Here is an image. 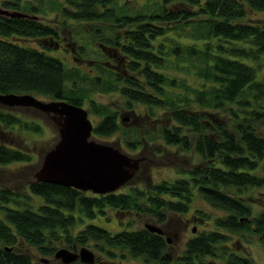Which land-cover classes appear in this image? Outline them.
Segmentation results:
<instances>
[{
	"label": "trees",
	"instance_id": "16d2710c",
	"mask_svg": "<svg viewBox=\"0 0 264 264\" xmlns=\"http://www.w3.org/2000/svg\"><path fill=\"white\" fill-rule=\"evenodd\" d=\"M151 2V8H142L145 13H130L116 0H52L51 8L61 16L88 23L96 33L90 41L99 39L98 44L74 39L75 53L90 62L83 71L67 68L48 53V44L58 41L57 26L38 18L37 6L0 0L3 9L30 15L0 13V93L37 94L80 105L87 101L97 116L92 135L118 132L126 153L137 154L143 144L156 140V154L162 145L177 153L193 151L200 160L170 179L142 187L130 182L133 173L123 183H130L127 189L108 193L35 179L26 182L24 193L0 187L5 218H0V264H87L56 260L52 253L65 246H86L109 259L129 255L151 264H257L237 248L250 236L264 252V189L255 191L260 198L252 192L264 188V19L251 15L264 11V0ZM197 18L205 41L183 43L166 36L167 29L184 28ZM103 25L109 29L106 35ZM167 63L178 73L169 74ZM95 91L118 94L127 113L157 125L142 130L132 123L123 126L116 107L92 100ZM41 128L36 120L0 111L3 131L41 134ZM138 157L142 174L146 157ZM31 158L30 151L0 143V167L23 165ZM194 198L220 213L194 207L192 214L210 227L188 236L174 256L164 232H150L143 224L131 227V221L125 223L129 228L109 232L85 222L110 207L147 215L160 228L167 216L187 211Z\"/></svg>",
	"mask_w": 264,
	"mask_h": 264
},
{
	"label": "rangeland",
	"instance_id": "374dc122",
	"mask_svg": "<svg viewBox=\"0 0 264 264\" xmlns=\"http://www.w3.org/2000/svg\"><path fill=\"white\" fill-rule=\"evenodd\" d=\"M60 1V0H54V2ZM118 5L123 4V6L131 12H137L145 13L142 8H151L152 6V0H116ZM25 2L34 4V6H37L39 9V12L36 13L38 18H40L42 21H45V23H51L56 24L57 26V34H58V41L55 43V45H52V42H55L54 40L49 43V51L51 54L58 56V58L61 59L63 62L62 64L70 69L72 66H78L80 70H88L90 68V62L86 59L80 58L81 55L75 53L74 47L75 46V40L80 41V38L91 43L93 40L90 41L91 37H94L96 33H92L90 27H88V23H85L83 21H73L70 18H66L61 16L59 13H57V9L51 8L53 6L52 0H22V3ZM50 4V6H49ZM174 7V6H173ZM44 10H40V9ZM253 18L255 19H264V11H256L255 13H251ZM200 19L197 18L194 21H191L189 23H186L184 28L176 27L173 31L170 29L166 30V36H170L171 38H175L180 42H190L196 43V42H202L205 41L207 38H204V32L203 29L199 27L197 22ZM107 25L102 26V32L104 35H106L108 32ZM122 29V28H121ZM121 29H118V31L121 32ZM115 29H113L114 31ZM188 32V34L185 32ZM189 30V31H188ZM77 33V34H76ZM80 33V34H79ZM73 34V37H72ZM79 34V35H78ZM35 39H30L28 43L31 45L35 44ZM93 44H98L99 39L97 38L95 41L92 42ZM108 51V50H107ZM106 52V50H105ZM107 53V52H106ZM110 54V53H109ZM93 54L89 55L90 57ZM96 57H100L99 55H96ZM110 57V56H109ZM110 61H112L110 59ZM260 61H264V54L261 55ZM264 64V63H263ZM263 66L261 67V69ZM167 71H169V74L171 73H178L177 70L173 71V67L170 65V63H167ZM66 84H69V81H66ZM92 100L96 102H100L101 104H107L113 109L116 107L117 113L116 115L122 116L123 126H126V124H133L137 129L142 130L143 127L151 126L152 129L157 124L154 121H148V120H142L138 117H135L134 115L130 113H127L126 110H124L123 106L120 105L121 100L119 99V95L116 93H106V92H99L95 91L93 92ZM35 98H39L42 100H47V98H43L42 95L38 96L37 94L34 95ZM88 102L83 101V103L80 105V107H84L87 110V117L94 123L96 120V117L91 111L89 110V106L87 105ZM0 111L2 112H10L14 111L15 114H17L21 118H28L33 119L38 122H40L42 126V133H28V132H22L21 134L10 132L8 130H1L0 129V143L9 144V146L14 145L19 147V149H25L27 151H30L31 154V160H29L27 163L21 164H12L5 165L0 167V187H9L14 190H18L21 193H24L25 185L28 180H34V170L37 169L41 159L43 152L45 151V147L52 144L55 141V137H57V131L54 128L55 125L50 122V119L46 118V114L44 112H39L37 109H32L28 106L20 105L18 104H12L9 107L1 105L0 104ZM46 118V119H45ZM163 119V116L160 118L159 122H161ZM158 122V123H159ZM151 124V125H150ZM155 125V126H154ZM118 132L113 135H92L91 138L94 140L103 141V143L107 142L113 145V147H118L122 151L125 152V150L120 147V143L117 136ZM156 140H153L150 143L143 144L141 151H138L137 154L131 153V152H125L127 155L131 157H138V155H142L144 158V172L141 174V169L138 167V165L142 164L141 161L139 164V158L137 165L134 170V177L131 183H134L137 187L146 186V183H149V181H160L162 178H172L174 175H177L180 173V170H184L185 168H190V166L193 163H199L200 160L198 159L197 154H195L193 151L190 152H181L177 153L175 148H167L162 145H158V148H161V152L156 154V152L153 151V148L155 147ZM140 152V153H139ZM140 157V158H142ZM146 170V171H145ZM137 172V174H136ZM130 183L128 185L122 184L118 187V189H127ZM259 189V190H257ZM263 187L255 188L252 192L254 195L256 194L257 198L261 197L260 193H256L257 191L263 190ZM256 191V192H255ZM254 198L253 201L256 200V202H259L260 199ZM189 209L182 214L180 213H172L170 216H167V220L162 224L160 229H163L164 236L168 239V252L174 256V254L180 253L182 250V247H184V241L188 236H192L194 232L197 230H200L201 228L204 229V227H210L208 223L205 222V220L201 219L200 216H194L193 208L199 207L202 210H206L211 214L214 213H220L217 209H212L210 205L207 204L204 200H200L199 198H194L192 201V204L189 205ZM103 213H98L92 218H88V220H85L86 223L91 222L94 224H97V226H101L105 228L107 231H115L119 230L120 228L128 227L126 225V221L130 222L131 227H141L143 222L149 221L153 222L152 220L148 219L147 215L139 214L135 211H119L112 208H104ZM2 210H0V218L4 221V217L1 214ZM193 216V217H192ZM83 220V221H84ZM154 223V222H153ZM80 225V224H79ZM160 226V225H159ZM194 228V231L191 230ZM231 238L233 239L234 236L231 235ZM249 242H242L241 244H237V248L240 252H245L248 256H251L257 264H264V255H263V249L262 246L259 244L258 241L255 240L253 236L248 237ZM229 242V241H228ZM92 252L97 256L99 263L103 264H151V263H144L140 260V258L132 257L130 258L129 255L125 256H114L111 259L109 257H106L104 253L98 254L95 252L94 249ZM33 258H37V256L32 255ZM51 260H54L51 258ZM155 264V263H153Z\"/></svg>",
	"mask_w": 264,
	"mask_h": 264
},
{
	"label": "water",
	"instance_id": "95a60500",
	"mask_svg": "<svg viewBox=\"0 0 264 264\" xmlns=\"http://www.w3.org/2000/svg\"><path fill=\"white\" fill-rule=\"evenodd\" d=\"M0 13L12 16H30L19 10L3 9ZM0 104L9 107L18 104L44 112L55 125L57 137L45 149L37 169L36 181H48L95 194L117 190L133 174L138 158L127 155L110 143L91 138V120L80 104L65 99L42 100L28 93H0ZM143 226L162 234L159 225L145 221ZM194 231V228L191 230ZM56 260L67 262L78 259L90 264L94 260L91 249L80 246L78 250L59 247L52 253ZM41 260L46 261L45 258Z\"/></svg>",
	"mask_w": 264,
	"mask_h": 264
},
{
	"label": "flooded vegetation",
	"instance_id": "af4514ba",
	"mask_svg": "<svg viewBox=\"0 0 264 264\" xmlns=\"http://www.w3.org/2000/svg\"><path fill=\"white\" fill-rule=\"evenodd\" d=\"M162 233H163V231H162ZM165 239L168 241V239L165 237ZM66 247V246H65ZM66 249H68L67 247H66ZM70 249V248H69ZM78 248H76V246H73L72 248H71V250H77ZM93 251V250H92ZM93 253V252H92ZM93 256H94V260L92 261V263H90V264H95V262L96 261H99L98 260V258H97V256L93 253ZM77 259V258H76ZM75 260V259H74Z\"/></svg>",
	"mask_w": 264,
	"mask_h": 264
}]
</instances>
